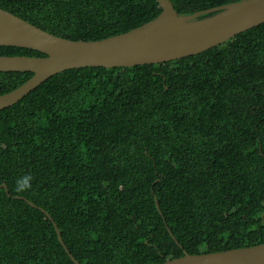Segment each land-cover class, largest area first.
Wrapping results in <instances>:
<instances>
[{
  "label": "trees",
  "instance_id": "trees-1",
  "mask_svg": "<svg viewBox=\"0 0 264 264\" xmlns=\"http://www.w3.org/2000/svg\"><path fill=\"white\" fill-rule=\"evenodd\" d=\"M168 1L191 16L239 0ZM0 9L85 42L161 13L155 0H0ZM2 56L46 57L0 46ZM32 76L0 73V96ZM25 175L32 188L18 192ZM1 184L0 264H73L41 210L79 264L264 244V24L172 62L51 77L0 111Z\"/></svg>",
  "mask_w": 264,
  "mask_h": 264
},
{
  "label": "water",
  "instance_id": "water-1",
  "mask_svg": "<svg viewBox=\"0 0 264 264\" xmlns=\"http://www.w3.org/2000/svg\"><path fill=\"white\" fill-rule=\"evenodd\" d=\"M155 2L161 13L154 20L124 34L92 42L56 37L0 9V46L23 48L46 55L45 58L0 57V73H33L23 85L0 96V111L67 70L131 68L172 62L203 53L264 24V0H239L191 16H179L168 0ZM206 15L210 16L199 19ZM0 189L8 194L4 184L0 185ZM154 202L161 215L156 197ZM41 212L52 223L57 240L69 259L73 264H79L63 244L52 219L44 210ZM262 222L264 224V210ZM162 264H264V244L210 254L184 253L183 257Z\"/></svg>",
  "mask_w": 264,
  "mask_h": 264
},
{
  "label": "clouds",
  "instance_id": "clouds-1",
  "mask_svg": "<svg viewBox=\"0 0 264 264\" xmlns=\"http://www.w3.org/2000/svg\"><path fill=\"white\" fill-rule=\"evenodd\" d=\"M32 176L25 175L23 178H20L16 181L15 187L18 192H27L32 188Z\"/></svg>",
  "mask_w": 264,
  "mask_h": 264
}]
</instances>
